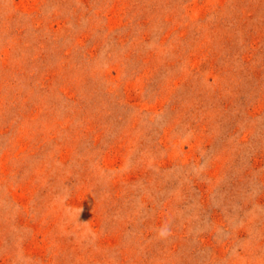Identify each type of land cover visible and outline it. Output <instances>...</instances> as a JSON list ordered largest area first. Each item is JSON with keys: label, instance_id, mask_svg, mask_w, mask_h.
Masks as SVG:
<instances>
[{"label": "rangeland", "instance_id": "rangeland-1", "mask_svg": "<svg viewBox=\"0 0 264 264\" xmlns=\"http://www.w3.org/2000/svg\"><path fill=\"white\" fill-rule=\"evenodd\" d=\"M0 264H264V0H0Z\"/></svg>", "mask_w": 264, "mask_h": 264}, {"label": "clouds", "instance_id": "clouds-1", "mask_svg": "<svg viewBox=\"0 0 264 264\" xmlns=\"http://www.w3.org/2000/svg\"><path fill=\"white\" fill-rule=\"evenodd\" d=\"M77 211H79V210H77ZM163 234V233H162Z\"/></svg>", "mask_w": 264, "mask_h": 264}]
</instances>
